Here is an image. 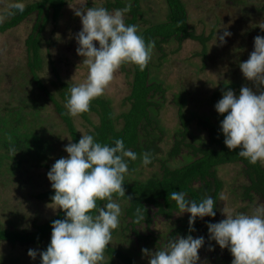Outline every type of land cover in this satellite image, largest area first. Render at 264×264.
<instances>
[{"label": "trees", "instance_id": "1", "mask_svg": "<svg viewBox=\"0 0 264 264\" xmlns=\"http://www.w3.org/2000/svg\"><path fill=\"white\" fill-rule=\"evenodd\" d=\"M70 0H38L24 7L23 15L7 12L11 18L0 23V32L19 25L31 15H35L33 29L26 39L27 66L21 74V80L10 89L12 95L17 96V102H4L0 104V181H4L6 174H12L22 182L32 179L35 168L46 167L48 171L58 159L55 155V138L46 134L42 123V113L51 103L55 112L63 120L71 135L73 142L77 143L81 134L65 108L69 88L73 85L64 81L59 73L48 81L51 85H60L52 90L47 84L44 74L45 57L42 53L43 32L50 18L57 20L66 4ZM167 18L163 21L155 20L147 23L141 0H131V10L126 14V23L138 25L140 34L146 41H155V47L163 50V43L175 39L181 44L185 39L192 38L204 45L206 54L207 41L211 37L198 35L191 29L189 12L184 0H166ZM129 0H109L104 7L108 10L122 9ZM19 4V3H17ZM16 4V5H17ZM258 11L264 13V1H260ZM156 18V17H155ZM145 20V25L141 24ZM264 36V31L262 32ZM166 54L163 53V58ZM162 58V57H161ZM153 52L148 65L140 69L138 66L126 63L123 68L131 75V92L125 99L127 108L117 113L112 100L104 95L95 98L90 104V110L80 114L92 128L87 134L101 143L112 144L115 139L121 138L125 147L137 153V160L128 159L129 171L125 175V196L114 198L121 205L122 214L119 227L113 230L112 239L105 250L103 264H142L137 258L134 248L138 245L146 246L156 244L161 249L169 239L177 235H188L192 232L203 233L208 237L207 224L214 217L197 218L190 230L189 219L183 221L178 218L179 224L171 227L166 236L144 233L141 228L151 230V225L158 215L172 218L179 212L175 201L170 198L172 191H185L187 197L199 202L207 196L216 201V212L220 192L224 183L218 177L221 165L240 163L243 175L248 177V183L243 186L241 196L245 201H254L256 197L264 200V165L257 162L250 163L238 155L239 147L229 150L224 144V136L218 124L209 121V117L200 118L199 124L207 128L208 139L202 141L195 137L192 129L195 113L187 114L184 110L187 98L182 93L176 95L179 103V118L181 126L176 129L173 144L169 149L162 147L167 135V129L162 124L160 114L166 106L167 87L164 80L153 71ZM55 70V69H54ZM28 76L26 79L25 77ZM59 80V81H58ZM233 85H224L232 88ZM29 85V88H28ZM15 97V96H14ZM96 114L99 121L92 117ZM39 124L41 126H39ZM36 125L38 127H36ZM15 148V152L10 148ZM145 151L153 155V162L146 166L155 168L150 171L147 178H141L145 166L140 156ZM54 190L49 188L38 193L40 199L51 200ZM130 197V200L128 199ZM107 201H98L103 206ZM137 209L141 210L138 216ZM64 212L60 209L47 220L35 223L34 228H19L0 225V242L7 241L12 244L41 245V251L46 250L51 239V225L56 219H64ZM164 239V241L160 239ZM131 242L129 246L126 243ZM212 242V241H211ZM215 253V249L212 250ZM36 264H41L39 256Z\"/></svg>", "mask_w": 264, "mask_h": 264}, {"label": "clouds", "instance_id": "2", "mask_svg": "<svg viewBox=\"0 0 264 264\" xmlns=\"http://www.w3.org/2000/svg\"><path fill=\"white\" fill-rule=\"evenodd\" d=\"M87 2L82 0L79 7L73 8L82 24L75 34L76 52L88 69L86 79L72 85L66 97L65 108L74 117L90 110L91 102L105 93L122 64L145 68L155 47V41H146L140 34L138 25L126 23L131 0L124 8L111 11L104 6L86 7ZM9 12L23 15L24 7L17 4ZM9 18L0 15V22ZM259 27L264 30V23ZM231 35L226 28L220 35L216 32V43H226V37ZM239 67L253 87L242 86L238 95L232 89L224 91L214 107L223 115L220 130L226 147H239L238 155L252 164L264 163V36L254 38V50ZM64 150L68 155L55 161L47 178L55 193L49 206L62 210L65 218L52 222L46 250L38 253L29 249L28 256L35 259L39 254L41 264H103L105 250L122 214L114 194L125 196L128 159L137 160V153L126 148L121 138L106 144L87 133ZM10 151L15 152L14 146ZM140 159L146 167L153 162V155L145 151ZM169 195L180 215L190 214L191 231L195 230L192 225L197 218L216 215V201L211 196L197 202L189 199L185 191H172ZM98 201L107 202L100 206ZM137 213L142 218L140 209ZM225 216L207 224L209 241L228 249L233 257L231 264H264V203L258 204L251 214L228 212ZM204 244L203 236H177L155 252L147 248L141 251L149 257L148 264H198V252ZM209 250H214V246L210 245Z\"/></svg>", "mask_w": 264, "mask_h": 264}, {"label": "rangeland", "instance_id": "3", "mask_svg": "<svg viewBox=\"0 0 264 264\" xmlns=\"http://www.w3.org/2000/svg\"><path fill=\"white\" fill-rule=\"evenodd\" d=\"M38 0H0V15L10 16L9 9L19 3L25 6ZM109 0H88L86 7L104 6ZM189 12V23L198 35L211 37L207 41L206 54L204 45L192 38L185 39L181 44L175 39L163 43L162 48L153 49L154 67L153 71L164 80L167 87L166 106L161 111L162 124L167 129V135L162 142V147L169 149L173 144V136L176 129L181 126L179 118V103L176 95L182 93L187 101L184 110L187 114L195 113L192 129L195 137L202 141L208 139V130L199 124L200 118L209 117V121L218 124L223 115L215 110V104L222 98V93L232 89L237 95L242 86L253 87L242 74L239 64L249 58L254 50V38L257 35L263 36L259 24L264 23V13L258 11L260 1L264 0H184ZM82 0H70L63 9L57 20L50 18L46 29L43 32V56L45 67L43 74L47 84L52 90H57L60 85H51L48 81L59 73L64 81L71 84L83 82L88 74L87 66L82 63L83 57L76 52L78 44L75 34L81 30L82 24L75 10ZM144 16L147 23L155 20L163 21L167 18L166 0H141ZM79 7V6H78ZM111 11V10H110ZM35 15L29 16L19 25L0 32V104L5 102H17V96L12 95L10 89L21 80V74L27 66L26 39L31 33L35 21ZM156 17V18H155ZM5 19L3 22L4 23ZM145 25V20L141 21ZM225 28L232 33L226 37V43H216L217 35L223 33ZM96 46L98 47V42ZM216 43V44H215ZM163 53L166 54L163 58ZM162 57V58H161ZM55 69V70H54ZM123 68L117 70L114 79L108 85L104 96L112 100L117 113L127 108L126 97L131 92V75ZM28 76L25 77V79ZM59 81V80H58ZM232 88H225L224 85H233ZM29 88V85H28ZM255 90V88H254ZM15 96V97H14ZM47 108L42 113L41 125L46 134L55 138V155L58 159L66 157L65 146L74 143L63 120L55 112L51 103L46 104ZM95 121H99L96 114L92 115ZM73 120L82 136L92 126L87 123L81 115L73 116ZM39 124V126H41ZM36 127H38L36 125ZM264 165V163H263ZM155 168L145 167L141 178H147L150 171ZM46 167L35 168L32 172V179L29 182L17 180L12 174H6L3 178L5 184L0 181V225L19 228H34L35 223L47 220L56 214L49 205L51 200L40 199L36 195L51 188V182L47 178ZM218 177L223 181L224 186L220 192L217 204L216 215L211 223L219 222L226 218L225 213H248L251 214L254 208L264 203L262 198L256 197L254 201L243 200L241 194L243 186L248 183V177L243 175L242 166L239 163H228L221 165L218 170ZM225 212V213H224ZM190 214L179 212L168 219L158 215L151 230L143 229L144 233L162 235L170 233L171 227L179 224L178 218L188 221ZM194 238L203 236L205 244L199 250L200 262L198 264H231L233 259L228 249H221L215 241H209L203 233L192 232ZM209 235V234H208ZM177 236L186 237L185 234ZM164 241V239H160ZM126 243L127 246L131 245ZM166 245V244H165ZM164 245V246H165ZM214 246L215 253L209 250ZM163 246V247H164ZM130 247V246H129ZM162 247V248H163ZM134 248L137 258L142 264H148L149 257L144 255L141 249L146 246L138 245ZM41 251V245L12 244L7 241L0 242V264H36L39 258L37 254L33 259L28 256V250ZM150 250H158L156 244H150Z\"/></svg>", "mask_w": 264, "mask_h": 264}, {"label": "flooded vegetation", "instance_id": "4", "mask_svg": "<svg viewBox=\"0 0 264 264\" xmlns=\"http://www.w3.org/2000/svg\"><path fill=\"white\" fill-rule=\"evenodd\" d=\"M204 232V231H203Z\"/></svg>", "mask_w": 264, "mask_h": 264}]
</instances>
